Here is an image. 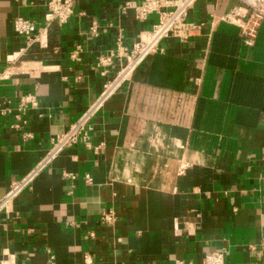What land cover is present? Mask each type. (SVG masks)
I'll return each mask as SVG.
<instances>
[{
	"label": "crops",
	"instance_id": "obj_1",
	"mask_svg": "<svg viewBox=\"0 0 264 264\" xmlns=\"http://www.w3.org/2000/svg\"><path fill=\"white\" fill-rule=\"evenodd\" d=\"M49 1L0 0V200L115 77L118 61L105 76L97 63L117 38L131 50L159 22L121 12L143 0H75L43 34ZM240 6L195 4L202 33L163 40L97 113L90 146L67 148L0 215V264H264V23L245 46L222 21ZM18 17L45 45L15 33ZM30 94L39 107L17 129Z\"/></svg>",
	"mask_w": 264,
	"mask_h": 264
},
{
	"label": "built area",
	"instance_id": "obj_2",
	"mask_svg": "<svg viewBox=\"0 0 264 264\" xmlns=\"http://www.w3.org/2000/svg\"><path fill=\"white\" fill-rule=\"evenodd\" d=\"M75 0H50L47 4L48 12L45 15L46 28L43 34L47 32L48 27L54 22L65 25L74 14ZM199 0H176L174 9L164 10L168 2L166 0H143L141 4L135 1L126 3L121 9L125 14L128 10H134L137 20H146L151 14H157L159 22L154 25L148 37L141 39L134 44L131 50H127L124 45V39L119 36L116 40V49L98 60L97 67L103 69L102 75L108 73L110 67L120 63L116 70L115 77L108 81L95 102L80 116V118L70 127V129L51 140V146L45 156L38 162L31 171L21 180L13 182L0 200V215L9 213L15 200L26 190L31 188L34 181L69 147H73L83 141L87 146L89 144V133L93 131L92 121L111 97L128 81L138 67L152 54H154L160 43L168 38H176L182 42L188 41L194 36L202 33L203 24L190 22L189 14L192 8ZM241 6L234 8L226 14L222 21L235 25L243 38L247 47H253L259 35L260 28L264 23V0H239ZM14 31L17 35L27 38L31 43H40L41 33L32 21L18 17L14 20ZM91 33L94 36L99 34V26L96 22L92 24ZM80 52L77 50L72 53L73 60H79ZM10 74H8L9 76ZM39 101L35 95H26L20 99L19 114L16 116L17 129L23 128L26 124L23 115L28 109H37ZM5 114V110H1ZM27 137H31L27 134ZM75 179L74 176H70ZM92 180L88 177L87 182ZM103 219L112 221L113 214H104ZM264 249V238L261 242ZM200 264H227L223 253H213L205 257Z\"/></svg>",
	"mask_w": 264,
	"mask_h": 264
}]
</instances>
